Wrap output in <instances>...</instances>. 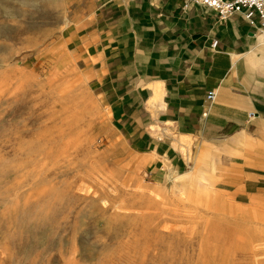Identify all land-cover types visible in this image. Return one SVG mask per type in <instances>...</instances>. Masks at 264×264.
Listing matches in <instances>:
<instances>
[{"label":"rangeland","instance_id":"1","mask_svg":"<svg viewBox=\"0 0 264 264\" xmlns=\"http://www.w3.org/2000/svg\"><path fill=\"white\" fill-rule=\"evenodd\" d=\"M69 0H0V264H264V203L153 180L63 34Z\"/></svg>","mask_w":264,"mask_h":264},{"label":"crops","instance_id":"2","mask_svg":"<svg viewBox=\"0 0 264 264\" xmlns=\"http://www.w3.org/2000/svg\"><path fill=\"white\" fill-rule=\"evenodd\" d=\"M183 5L69 0L65 48L144 174L262 204L264 35L240 14Z\"/></svg>","mask_w":264,"mask_h":264},{"label":"built area","instance_id":"3","mask_svg":"<svg viewBox=\"0 0 264 264\" xmlns=\"http://www.w3.org/2000/svg\"><path fill=\"white\" fill-rule=\"evenodd\" d=\"M183 8L198 6L214 13L218 21H223L234 14H240L252 28L258 29L264 34V0H182ZM217 41L211 43L215 48ZM214 94L207 95L206 100L211 102ZM253 116V114H249Z\"/></svg>","mask_w":264,"mask_h":264},{"label":"bare ground","instance_id":"4","mask_svg":"<svg viewBox=\"0 0 264 264\" xmlns=\"http://www.w3.org/2000/svg\"><path fill=\"white\" fill-rule=\"evenodd\" d=\"M264 35V34H263Z\"/></svg>","mask_w":264,"mask_h":264}]
</instances>
